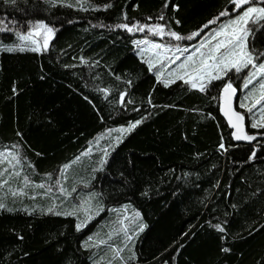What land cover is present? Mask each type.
I'll return each instance as SVG.
<instances>
[{
	"label": "trees",
	"instance_id": "obj_1",
	"mask_svg": "<svg viewBox=\"0 0 264 264\" xmlns=\"http://www.w3.org/2000/svg\"><path fill=\"white\" fill-rule=\"evenodd\" d=\"M234 8L0 0V264H264V127H252L258 105L239 104L244 93L250 108L260 99L258 79L244 89L245 71L228 69L200 91L150 70L136 42H194ZM37 21L54 31L32 51L21 36L46 33ZM257 21L247 50L261 60L264 17ZM228 82L240 89L246 130L259 136L252 144L236 145L219 113ZM132 225L140 230L125 242Z\"/></svg>",
	"mask_w": 264,
	"mask_h": 264
},
{
	"label": "snow or ice",
	"instance_id": "obj_2",
	"mask_svg": "<svg viewBox=\"0 0 264 264\" xmlns=\"http://www.w3.org/2000/svg\"><path fill=\"white\" fill-rule=\"evenodd\" d=\"M254 0H232V3L235 5V8L233 11H237L238 15L236 16V19H229L228 23L226 25H221V27L214 31V34L211 36V39L206 40L204 43H201L199 46L195 48V51L186 57L185 62L180 63L177 67L180 70H187L190 68V71L187 72L189 79L192 81V88L197 87L196 81L203 80L207 78L209 82L214 80L221 79V76L219 75V72H226L228 69H234L236 72H240L242 69L247 68L248 66H254L257 67V72L264 73V63L257 65L253 64V61L255 57L252 54L251 50H247V40L246 37L250 34L252 29V24L257 23V18L253 17L252 13H259L261 14V17H264V7L260 8H254V7H244L246 5H250L253 3ZM110 6V5H109ZM241 8H244V11L242 13H239V10ZM220 17L229 15L228 12L222 11L220 14ZM163 19V17H161ZM219 19V18H217ZM4 22L0 20V24H3ZM39 28H45L47 29L48 33H52L54 30L52 28H48L47 25L44 23V21H37L36 22ZM179 23V21H177ZM214 23V21L210 20L208 21V24H206L204 27L207 28L208 25ZM243 25V26H240ZM118 27L121 28H127L128 31H132V29L135 27L133 25L132 27H129L126 24L118 25ZM145 27H149L147 25L141 26L140 31H143ZM163 25H155V28L158 30L163 29ZM231 28L232 31H228V29ZM3 30V29H0ZM169 35L174 37L175 39L179 40L182 39V37L176 33V32H170ZM199 35V32H193L188 39H192L193 37H196ZM218 37H224L223 39H217ZM21 39H30V36H21ZM51 39V37L46 38L45 40V46L47 45V40ZM217 41L215 44H212V41ZM211 45V47H209ZM154 47H161V45H154ZM209 47V51L207 53H204L201 51V49ZM7 51H14V48H7ZM23 50V49H21ZM32 51H38V48L31 49ZM182 51L187 52L188 50L185 48ZM199 53V59H196V55ZM219 53V55H217ZM177 60H179V57H176ZM151 70V65H150ZM159 80V76L157 77ZM178 79H183V76H178ZM256 79V73H249V77L247 78V81L244 85L245 88L248 87V85L253 83V80ZM173 81H169L168 83H172ZM189 80H185V83H188ZM260 88L264 89V78L261 79ZM167 86V84L165 85ZM200 91H204V85L200 84L199 86ZM222 92L225 94V101L227 102V99L229 96L234 94L236 92V89L233 87L232 83H225L222 89ZM123 93L121 96L123 97ZM251 95V93L249 94ZM245 99H248V97H245ZM151 102V101H149ZM264 102V95L260 97V99H257L255 103L252 105V107H248L245 103H241L240 107L245 108L246 111L251 112L253 108L256 107V105H260ZM222 111L225 112V115L229 117V125L232 128L237 129L236 132H233V137L236 140H248L252 141L255 139L254 136L251 135H239L237 132L241 130L242 122L244 121L245 117L242 113L234 111V110H225L222 108ZM261 111H264V108L261 109ZM142 121H136L135 123L131 124L127 129L124 131H132L137 125H139ZM253 128L258 127H264V124L259 123H253ZM221 147L223 148V144H221ZM107 154V153H106ZM253 156H255V152H253ZM252 157H250L251 159ZM79 159V157H77ZM67 165H65V168ZM18 175V174H17ZM95 195V194H93ZM5 205L3 203H0V208H4ZM49 212L52 211V209H48ZM59 215V213H56ZM68 215H71V213H67ZM81 225H77V229ZM216 229L219 231H223L224 229L221 227V225H215ZM91 239V237H89ZM131 239V237H129ZM227 251V249H225Z\"/></svg>",
	"mask_w": 264,
	"mask_h": 264
},
{
	"label": "rangeland",
	"instance_id": "obj_3",
	"mask_svg": "<svg viewBox=\"0 0 264 264\" xmlns=\"http://www.w3.org/2000/svg\"><path fill=\"white\" fill-rule=\"evenodd\" d=\"M249 6L254 7V8L262 7L259 4H250L244 7H249ZM243 11H244V8H241L239 10V13H242ZM237 15H238V12L236 11L234 14L225 17V19H223L220 25L216 26L213 30L211 28V29L204 31L201 34V36L194 42H187V41L177 42L174 39L157 40V39H148V38H138L136 39V42L139 45L140 53L148 57L149 65H151V67H156L160 71L161 75L166 76L167 79H173L178 76H183L184 80H189V82L192 84V81L189 79V76L187 74V72L190 71V68L187 70H180L177 66L180 63L185 62L186 57L188 55H191L195 51V48L197 46H199L201 43H204L206 40L211 39V36L214 34L215 30L219 29L221 25H226L229 19H233V20L236 19ZM251 15L253 17H256L257 20H260L263 18L261 17V14L259 13H252ZM240 26H243V25H240ZM228 31H232V29L229 28ZM26 36H30V39H23L24 42L32 44L34 48L42 49L45 47V40L46 38L50 37V34L47 32L46 33L34 32ZM223 38L224 37H218L217 39L219 40ZM246 40H247V37H246ZM216 42L217 41L214 40L212 41V44H215ZM157 44L161 45V47L159 48L154 47V45H157ZM209 47H211V45H209ZM209 47H205L201 49V51L204 53H207L209 51ZM185 48L188 50L187 52L182 51ZM217 55H219V53H217ZM176 57H179V60H177ZM195 58L199 59V53H197ZM261 63H264V58L261 60L254 59L253 61V64L257 66ZM241 71H245L243 74V80L241 84L244 89H245L244 85L247 81V78L249 77V73H256V80L258 79L257 82L259 84V88H257L258 92L254 93L256 95L253 97V99L261 97L264 94V89L260 88L259 82L261 81L262 78H264V73L257 72V67H254L251 65L248 66L247 68L242 69ZM223 74L224 72H219L220 76ZM207 81H208L207 78L196 81L197 87H199L200 84L204 85V83ZM249 90H252V88H250ZM253 91L254 90H252V92ZM245 95L246 94L244 93L243 98L240 99L239 104H241L244 99L243 103L249 106L251 104L250 99L252 98L248 97V99H245L246 97ZM262 108H264V102L258 105V108L256 109L258 112H260V115H261V119L259 120L260 123L264 124V111H261ZM257 123L259 122L257 121ZM119 216L124 219V213H119ZM91 217L92 216H89L88 219ZM95 217L96 216H93L92 218H95ZM132 226L133 227L130 226L129 228L124 230V239L126 238L128 239V241L134 240L136 234L140 230V229L134 228V225ZM129 237H131V239H129ZM126 239H125V242H127Z\"/></svg>",
	"mask_w": 264,
	"mask_h": 264
},
{
	"label": "water",
	"instance_id": "obj_4",
	"mask_svg": "<svg viewBox=\"0 0 264 264\" xmlns=\"http://www.w3.org/2000/svg\"><path fill=\"white\" fill-rule=\"evenodd\" d=\"M233 87L236 89V92L234 94H232L231 96L228 97L227 102L225 101V94L222 92V89L223 88L221 89L220 94H219V113H220L221 117L225 120V122L228 125V127L230 128V130H231V138H232L233 142L236 145H248V144H252V143H254L259 138V136L257 134H255V133H250V132H248L246 130L245 119L242 122L241 130L239 132H237V134H239V135L247 134V135L254 136L255 139L252 140V141H248V140H236L233 137V132H236L237 129L230 127V125H229V117L225 115V112L224 111H222V108H224L226 111L229 110V109L234 110V111H237L236 108H235V104L237 103L238 97L240 95V89L237 88V87H235L234 85H233ZM237 112H239V111H237Z\"/></svg>",
	"mask_w": 264,
	"mask_h": 264
}]
</instances>
